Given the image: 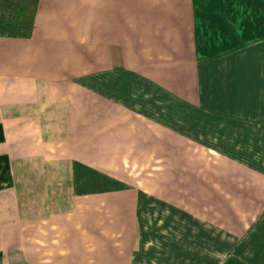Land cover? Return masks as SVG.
I'll use <instances>...</instances> for the list:
<instances>
[{
  "label": "crops",
  "instance_id": "1",
  "mask_svg": "<svg viewBox=\"0 0 264 264\" xmlns=\"http://www.w3.org/2000/svg\"><path fill=\"white\" fill-rule=\"evenodd\" d=\"M0 264H264V0H39L0 37Z\"/></svg>",
  "mask_w": 264,
  "mask_h": 264
},
{
  "label": "trees",
  "instance_id": "2",
  "mask_svg": "<svg viewBox=\"0 0 264 264\" xmlns=\"http://www.w3.org/2000/svg\"><path fill=\"white\" fill-rule=\"evenodd\" d=\"M39 0H0V37L29 38Z\"/></svg>",
  "mask_w": 264,
  "mask_h": 264
}]
</instances>
